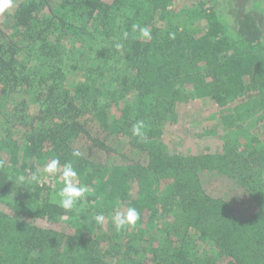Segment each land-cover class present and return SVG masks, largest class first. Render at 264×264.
<instances>
[{
	"label": "trees",
	"instance_id": "16d2710c",
	"mask_svg": "<svg viewBox=\"0 0 264 264\" xmlns=\"http://www.w3.org/2000/svg\"><path fill=\"white\" fill-rule=\"evenodd\" d=\"M53 157L90 189L69 212L51 203ZM130 206L140 220L116 232ZM0 264H264V0H15Z\"/></svg>",
	"mask_w": 264,
	"mask_h": 264
},
{
	"label": "clouds",
	"instance_id": "9594fccd",
	"mask_svg": "<svg viewBox=\"0 0 264 264\" xmlns=\"http://www.w3.org/2000/svg\"><path fill=\"white\" fill-rule=\"evenodd\" d=\"M14 6L15 0H0V15H3ZM135 30L138 32L140 39H152L151 30L147 26H136ZM127 36L128 34L124 33V39H127ZM170 38L172 37L170 36ZM115 47L119 50L123 47V44L116 43ZM131 133L139 142H145L147 140L146 125L143 121L135 122L132 125ZM81 155L82 153L79 150H73L72 152L73 158H79ZM43 173L47 174L49 178L62 182V186L52 197L51 203L63 209L65 212L72 211L79 201L86 199V195L90 191L87 185L79 181L78 173L73 166V161H67L61 164L58 158L53 157L44 165ZM30 182L39 184L40 175L36 172L31 173ZM140 218V212L135 207L130 206L126 210L115 211L111 220L115 231L121 232L127 228L135 227ZM94 220L97 225H103L105 216L102 213L97 214Z\"/></svg>",
	"mask_w": 264,
	"mask_h": 264
}]
</instances>
